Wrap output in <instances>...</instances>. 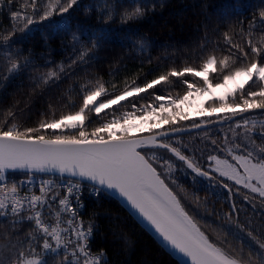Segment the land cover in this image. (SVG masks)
<instances>
[{
  "label": "snow or ice",
  "instance_id": "1",
  "mask_svg": "<svg viewBox=\"0 0 264 264\" xmlns=\"http://www.w3.org/2000/svg\"><path fill=\"white\" fill-rule=\"evenodd\" d=\"M12 2L0 0V6L5 3L10 6ZM78 4L79 0H47L46 4L43 0H31L32 13L21 16L18 11H13L12 18L26 21L23 30L30 31V25L49 20L54 15L63 18ZM149 8L154 10L155 5L133 3L125 7L121 23L143 18ZM102 14L105 23L112 21L114 6L105 4ZM259 18L262 30L259 41L251 39L257 27L253 17L247 33L240 29V34L247 37L246 47L234 43L225 32V44L235 51L219 60L209 54L198 68L190 65L172 67L143 85L137 84L136 78L125 79L119 92H116L119 87L116 83L111 84L113 91L109 92L102 78L94 83L85 81L80 86L82 103L78 109L70 98L64 105L71 106L69 111L61 112L57 118L56 110L50 104V114L41 113L35 126L19 123L12 109H8L6 117L0 120V218L11 225L15 235L0 233V264H49V256L57 259L58 264H108L103 249L95 253L91 249V238L97 226L95 217L87 223L82 219L80 209L84 206L82 196L85 191L97 200L116 197L122 201L130 214L141 220L173 254L186 258L182 264H189V261L191 264H264V228L253 229L250 220L247 225L241 223L240 209L234 200V196L242 195L248 203L258 197L264 204V121L250 123L244 117L250 110H264V8L259 11ZM92 39V47H82L73 64L92 59L89 52L99 48L104 34ZM3 40L8 43L9 36H4ZM30 64L26 57L23 64L16 58H9L7 74L3 78L15 79ZM63 72V66L59 71L50 69L35 78V86H48L61 79ZM212 73L218 75L210 79ZM186 75L199 77L203 83L184 80ZM171 78L186 85L183 95L150 94L152 103L137 108L136 103L130 101L132 111L120 114L113 108L123 107L121 102L147 93L158 85L175 83ZM229 82L234 87L201 113L205 117L228 113L215 122L230 121L232 132L219 148L223 155L216 154V148L205 145L208 153L205 167L201 163L204 149H199L200 156H196L197 148L173 137L214 121L181 125L180 121L189 117L180 110V105L193 93L211 95L210 90L226 88ZM109 109L112 110L111 119L103 122L91 119L93 114L101 117L104 113L107 117L109 113L105 110ZM237 116L241 119H235ZM91 124L96 126L89 131ZM163 125L169 127L160 131ZM133 132L138 134L131 135ZM204 136H207L206 132ZM212 144L216 145L217 141L212 140ZM171 157L182 164L177 165ZM178 167L190 170L189 176L194 174V186L202 183L197 177L208 184L203 188L193 186L191 193L186 192L172 176ZM9 170L24 173L26 180L11 185L5 183ZM40 173L50 177L58 174L59 178H40L37 194L27 185L32 184L36 174ZM217 186L226 191V197L215 191ZM176 189L184 193L183 198ZM242 189L247 191L242 192ZM199 191L233 201L226 217L231 221L235 214V229L229 225L223 231L248 248L246 257L243 249L233 255L202 231L199 221L203 218L198 209L207 208V205L199 200ZM189 196L195 198L196 210L185 203ZM204 222L212 223L210 220ZM25 224L28 231L22 237L19 230ZM245 235L255 248L246 242ZM61 256L62 260L59 259Z\"/></svg>",
  "mask_w": 264,
  "mask_h": 264
},
{
  "label": "trees",
  "instance_id": "2",
  "mask_svg": "<svg viewBox=\"0 0 264 264\" xmlns=\"http://www.w3.org/2000/svg\"><path fill=\"white\" fill-rule=\"evenodd\" d=\"M43 3L46 4L47 0H43ZM133 3L154 4L155 9L149 8L146 15L139 20L121 23V15L125 7ZM105 4L114 6L115 10L113 20L107 23L102 14ZM262 8H264V0H79V4L65 13L63 18L54 15L49 20L39 22L37 17L38 22L30 25L31 30L26 31L23 30L26 21L19 18L14 21L12 12L18 11L21 16L32 13L31 0H13L10 6L5 3L0 6V69H3L0 73V120L6 117L8 109H12L19 123L35 126L41 119V113L50 114V104L56 110L57 118L61 112H68L71 106L64 107V105L68 104L70 98L78 109L82 103L80 86L88 80L94 83L98 78H102L109 92L113 91L111 84L116 83L119 86L116 92H119L125 79L130 81L136 78L137 84L143 85L144 82L150 81L172 67L182 68L190 65L198 68L209 54L215 55L218 60L222 59L225 55H229L230 51H235V49L230 50L229 45L225 44L224 33L227 32L234 43L246 47L247 37L240 34V29L243 28L247 33L250 27L249 21L253 17L257 21V27L253 30L251 39L254 42L259 41L262 31L259 27V11ZM65 25L67 27H64ZM100 33L104 34V39L100 41L99 48L89 52L92 59L73 64L72 61L78 57L81 48L85 46L91 48L92 38ZM4 36H9L8 43L4 42ZM74 36L77 37L76 40L73 39ZM25 57L31 61V64L15 79H4L3 76L7 74L8 59L16 58L23 64ZM60 66L64 68V72L60 73L61 79L54 83L50 82L48 86L41 85L39 88L35 86L36 77L47 73L50 69L59 71ZM217 75L212 73L210 79ZM171 79L175 80V83L158 85L149 89L147 93H141L140 96L121 102L123 107L113 106V108L116 109L117 114H120L124 111H132L130 101L136 103L137 108L152 103L150 94L183 95L186 85L175 78ZM183 79L203 83L201 78H194L191 75H186ZM216 101H209L207 106ZM105 111L109 113L107 117L101 113V117L93 114L91 119L97 122L111 119L112 110ZM263 112L264 110H250L244 116ZM237 118L240 117L237 116L235 119ZM229 123L231 122H225L227 125ZM94 126L96 125H89V131ZM213 126L214 124H207L202 130L208 132ZM168 127L163 125L159 130L163 131ZM207 134L208 136L202 138L184 134V136H176L182 143L197 148L196 156H200L199 149H204L201 163L205 167L208 164L205 145L208 148H216V154L223 155L219 153V148L225 141L221 133ZM228 134L232 136L231 133ZM212 140H216L217 144L213 145ZM162 151L166 152V150ZM171 158L177 165L182 164L176 161L175 157ZM189 171L178 167L174 169L172 176L186 192L191 193L194 174L187 175ZM40 178L59 177L36 174L35 179ZM196 179L202 181L200 185L194 186L196 188H203L208 184L203 178ZM6 180L11 184L26 180V176L22 172H6ZM176 190L183 198L184 193L180 192V189ZM215 191L220 192L224 197L227 196L226 191L218 186ZM198 197L202 204L207 205V208L198 209L199 215L203 218L199 221L202 231L233 255L243 249L246 257L248 248L223 231L229 225L235 229V214L231 221L226 217L233 201L217 199L204 191H199ZM194 199L189 196L185 203L190 209L196 210ZM234 200L240 209L241 223L247 225L250 220L253 229L264 228V204L259 202L258 197L248 203H245L242 195L234 196ZM83 203L82 219L87 223L89 219L95 217L97 226L91 238V249L94 253L103 249L108 264H179L114 198L100 200L90 198L85 199ZM204 220H210L212 223H205ZM27 231V224L19 230L22 237L26 236ZM10 232L15 235L11 225L0 218V233ZM245 240L252 244L246 235ZM252 246L256 247L255 244ZM48 259L49 264H58L57 259L51 256ZM59 259L62 260V256Z\"/></svg>",
  "mask_w": 264,
  "mask_h": 264
},
{
  "label": "rangeland",
  "instance_id": "3",
  "mask_svg": "<svg viewBox=\"0 0 264 264\" xmlns=\"http://www.w3.org/2000/svg\"><path fill=\"white\" fill-rule=\"evenodd\" d=\"M233 87H234V84L232 82H229L226 88L210 90L211 95H208L206 93H193V95L189 98L188 101H186L183 105H180V110L184 113H187L189 117L188 120L180 121V124L184 126H190L193 122L200 123L201 121H204V120L214 121L213 123H208V124H214V126L208 129V132L206 133H211V134L221 133V136L224 138L226 136L231 137L228 133L232 134V132L229 130V125L225 124L226 121H224L223 123L215 122L218 120V117L229 115L228 113H217L211 117H205L201 113L208 109L207 103L209 101L218 100L219 97L225 96V93L229 92ZM227 98L229 97H225V99ZM244 117L249 119V122H252L254 120L257 123H260L264 121V112L261 114L251 113V115L244 116ZM240 118H237V119H240ZM226 130L228 131V133ZM205 131L206 130H202V128H200L199 130L188 132V133H185L184 135H195L198 138H202L204 137ZM137 134L138 133L136 132L131 133V135H137ZM184 135L182 134V136ZM176 136L173 137L174 140L177 139ZM187 137L191 138V136H187ZM194 138L195 137H193V139ZM244 191L246 192L247 190H244Z\"/></svg>",
  "mask_w": 264,
  "mask_h": 264
},
{
  "label": "water",
  "instance_id": "4",
  "mask_svg": "<svg viewBox=\"0 0 264 264\" xmlns=\"http://www.w3.org/2000/svg\"><path fill=\"white\" fill-rule=\"evenodd\" d=\"M205 126L201 127L204 128ZM200 129V128H199ZM196 128H192L189 131L186 132H182V133H177L176 135H182L188 132H192L195 130H199ZM8 172H20V171H12L9 170ZM42 174V173H40ZM58 175V174H57ZM114 198L116 201H118V203L127 211V213L163 248V250L165 252H167L174 260H176L179 264H182L183 260H185L186 258L181 256L180 254H173V251L171 249H169L168 247H166L160 240V238L158 236H156L152 231H150L147 227L144 226L143 222L139 219H137L135 216H133L132 214H130V212L124 207L123 202L120 201L118 198L116 197H112ZM189 264H191V262L189 261Z\"/></svg>",
  "mask_w": 264,
  "mask_h": 264
},
{
  "label": "built area",
  "instance_id": "5",
  "mask_svg": "<svg viewBox=\"0 0 264 264\" xmlns=\"http://www.w3.org/2000/svg\"><path fill=\"white\" fill-rule=\"evenodd\" d=\"M52 179H58V178H52ZM21 181H24V180H21ZM19 182V181H18ZM5 183L11 185L9 182H7V180H5ZM27 187L29 188H32L34 191H36V193L38 194V191H39V187H40V179H35L34 182L32 184H28ZM90 198H95V197H92V196H89L88 195V192L85 191L83 193V196H82V199L83 201L85 199H90ZM83 210V207L80 209V212Z\"/></svg>",
  "mask_w": 264,
  "mask_h": 264
}]
</instances>
